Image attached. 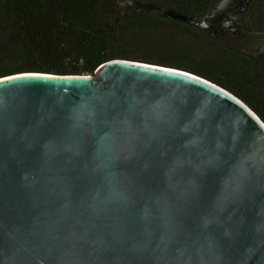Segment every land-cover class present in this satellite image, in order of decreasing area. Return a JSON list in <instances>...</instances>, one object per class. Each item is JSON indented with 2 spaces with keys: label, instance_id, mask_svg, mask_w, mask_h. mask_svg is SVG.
Here are the masks:
<instances>
[{
  "label": "water",
  "instance_id": "water-1",
  "mask_svg": "<svg viewBox=\"0 0 264 264\" xmlns=\"http://www.w3.org/2000/svg\"><path fill=\"white\" fill-rule=\"evenodd\" d=\"M0 264H264V122L143 61L1 76Z\"/></svg>",
  "mask_w": 264,
  "mask_h": 264
},
{
  "label": "trees",
  "instance_id": "trees-1",
  "mask_svg": "<svg viewBox=\"0 0 264 264\" xmlns=\"http://www.w3.org/2000/svg\"><path fill=\"white\" fill-rule=\"evenodd\" d=\"M141 1L193 16L214 2L0 0V77L24 71L93 75L113 59L143 61L186 70L217 84L264 122V78H259L252 57L209 40L191 25L129 4ZM7 30L13 45L3 43Z\"/></svg>",
  "mask_w": 264,
  "mask_h": 264
},
{
  "label": "flooded vegetation",
  "instance_id": "flooded-vegetation-1",
  "mask_svg": "<svg viewBox=\"0 0 264 264\" xmlns=\"http://www.w3.org/2000/svg\"><path fill=\"white\" fill-rule=\"evenodd\" d=\"M217 1L197 14V22L191 26L238 55L252 57L259 78H264V0H227L215 9Z\"/></svg>",
  "mask_w": 264,
  "mask_h": 264
},
{
  "label": "rangeland",
  "instance_id": "rangeland-1",
  "mask_svg": "<svg viewBox=\"0 0 264 264\" xmlns=\"http://www.w3.org/2000/svg\"><path fill=\"white\" fill-rule=\"evenodd\" d=\"M141 3H145V2L144 1H141L139 3H129V4L131 5V7H134V6L137 7L138 4H141ZM122 5L124 6V4H122ZM141 9H143V8H141ZM152 12H154V11L152 10ZM5 34H6V36H5V40H4L3 43H7V44H10V45L11 44L13 45L14 38H13L12 34L10 33V31L7 30Z\"/></svg>",
  "mask_w": 264,
  "mask_h": 264
}]
</instances>
